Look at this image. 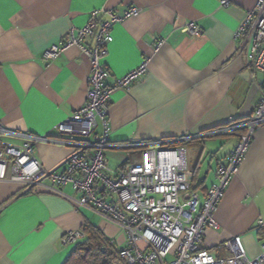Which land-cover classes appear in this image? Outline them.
<instances>
[{
  "label": "crops",
  "instance_id": "0c3cea01",
  "mask_svg": "<svg viewBox=\"0 0 264 264\" xmlns=\"http://www.w3.org/2000/svg\"><path fill=\"white\" fill-rule=\"evenodd\" d=\"M255 4L256 0H232L228 7L219 0H0V122L12 131L54 137L56 127L86 103L91 61L77 47L55 60L46 59V52L65 43L71 31L86 27L94 11L123 17L132 8L140 14L113 26L103 65L111 85L144 63L148 67L141 79L111 96L110 140L117 147L106 153L110 174L116 177L141 160L142 148L132 145L203 135L245 121L261 102L264 74L250 69L247 51L234 35ZM97 18L99 23L108 16ZM192 23L199 35L183 31ZM85 46L93 48L94 39H86ZM102 132L99 121L96 134ZM242 133L180 144L194 176L192 192L206 196ZM34 149L45 169L57 174L66 170L69 146L53 139ZM64 193L67 197L34 193L0 182V264H64L75 246H66L63 239L86 224L98 227L117 250L127 247L128 239L117 226L76 206L80 195L71 186ZM214 220L217 227L204 235L208 252L222 258L223 245L240 237L249 257L261 254L264 126L255 132Z\"/></svg>",
  "mask_w": 264,
  "mask_h": 264
},
{
  "label": "built area",
  "instance_id": "2783aa9c",
  "mask_svg": "<svg viewBox=\"0 0 264 264\" xmlns=\"http://www.w3.org/2000/svg\"><path fill=\"white\" fill-rule=\"evenodd\" d=\"M219 2L222 7H228L232 0ZM140 12L132 8L119 17L114 11H94L86 27L71 31L65 43L46 52V59L55 60L67 49L77 47L88 56L91 75L86 103L56 127L55 138L12 131L0 122V182L17 184L23 191L62 197H67L64 188L71 186L80 195L78 200L73 199L78 208L91 211L126 235L127 247L119 249L115 264H264V242L256 258L249 257L240 237L223 245L222 258L204 249L205 232L217 227L214 214L245 159L255 132L264 126V90L259 106L249 119L203 135L132 145L142 148L141 160L116 177L110 174L106 153L117 147L110 140L111 96L115 90L127 89L141 79L148 63L111 85L103 60L108 45L113 42V26ZM100 14H106L108 19L97 23ZM183 31L200 34L193 23ZM86 39H94L93 48L85 46ZM234 39L246 49L250 69L264 74V0H256ZM162 46L160 42L158 49ZM99 121L103 124L101 135L96 134ZM240 131L244 132L239 136L240 141L217 170V183L204 198L192 192L194 176L188 169L186 150L180 144ZM53 139L72 149L66 159V170L61 174L45 169L35 157L34 145ZM263 226L259 221L258 227ZM85 238L83 230H75L67 233L63 243L75 246ZM109 246L116 244L110 240Z\"/></svg>",
  "mask_w": 264,
  "mask_h": 264
},
{
  "label": "trees",
  "instance_id": "16d2710c",
  "mask_svg": "<svg viewBox=\"0 0 264 264\" xmlns=\"http://www.w3.org/2000/svg\"><path fill=\"white\" fill-rule=\"evenodd\" d=\"M86 238L75 245L64 264H115L119 250L109 246V240L96 226L83 227Z\"/></svg>",
  "mask_w": 264,
  "mask_h": 264
}]
</instances>
